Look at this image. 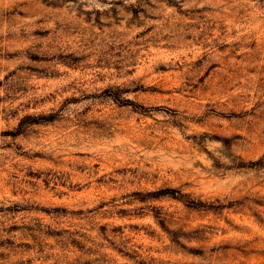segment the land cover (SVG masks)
<instances>
[{
  "label": "rangeland",
  "instance_id": "obj_1",
  "mask_svg": "<svg viewBox=\"0 0 264 264\" xmlns=\"http://www.w3.org/2000/svg\"><path fill=\"white\" fill-rule=\"evenodd\" d=\"M0 264H264V0H0Z\"/></svg>",
  "mask_w": 264,
  "mask_h": 264
}]
</instances>
